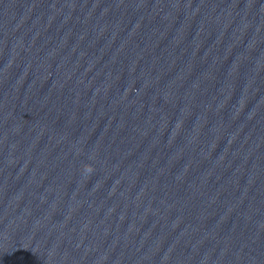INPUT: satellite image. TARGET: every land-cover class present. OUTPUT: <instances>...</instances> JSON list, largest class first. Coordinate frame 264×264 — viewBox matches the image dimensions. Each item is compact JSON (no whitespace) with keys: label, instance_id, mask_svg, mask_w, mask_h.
<instances>
[{"label":"water","instance_id":"obj_1","mask_svg":"<svg viewBox=\"0 0 264 264\" xmlns=\"http://www.w3.org/2000/svg\"><path fill=\"white\" fill-rule=\"evenodd\" d=\"M0 264H264V0H0Z\"/></svg>","mask_w":264,"mask_h":264}]
</instances>
